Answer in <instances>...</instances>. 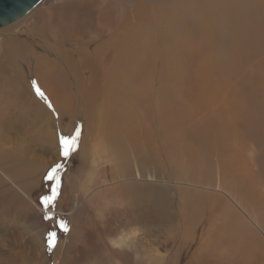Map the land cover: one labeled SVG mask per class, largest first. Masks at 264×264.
Segmentation results:
<instances>
[{
	"label": "rangeland",
	"instance_id": "1",
	"mask_svg": "<svg viewBox=\"0 0 264 264\" xmlns=\"http://www.w3.org/2000/svg\"><path fill=\"white\" fill-rule=\"evenodd\" d=\"M144 1L156 6L160 12L169 2L71 0L69 3V0H45L27 16L0 28V40L3 39L4 33L5 39L22 36L30 45L40 51L43 48V51L41 44L33 45L34 41L39 42L33 35L26 36L23 33L28 26L27 22L40 11L42 22L48 25L45 33L50 39L63 42L66 46H82L73 43L77 41L75 38L62 36L52 25L62 16L72 14L75 11L73 6L82 2L89 13L83 15L76 8L77 13L82 15L78 18L81 30L78 34L82 40H91L87 44H93V40L107 36L112 28L124 21L137 3ZM183 1L182 6L194 0ZM109 5L111 14L104 12ZM164 25L165 22H160L161 27ZM151 28L149 27V30ZM124 29L125 26L120 27V30ZM176 38L171 44H174V50H179L183 45V37L177 35ZM166 55L168 58L167 53L161 61H165ZM154 60L153 75H156L160 66L158 60ZM246 80V72L239 71L232 78L225 75L218 77L217 85L229 83L233 87H229L228 92L222 87L214 91L199 89L197 80L184 70L176 80L169 77L167 84L155 80L151 86L153 102L148 104L140 77L133 72L129 73L101 96L96 106L101 114V126L96 129L95 124L88 123L83 140L81 137L85 128L76 110L70 109L59 114L52 106L46 105L51 115L40 117L41 113L38 114L32 107H25L21 102L13 104L12 99H15L16 95L8 98L4 96L7 103H0V152L7 154L24 151L29 157L36 154L43 167L40 168L38 183L33 191V198L40 205L41 211L38 216L33 208L29 207L28 210V214L38 223V230L31 231L32 235L26 233L25 220L20 218L21 212L18 208L11 207L4 214H0V264H56L57 260L63 257L66 258L63 264H224L223 261L207 254L210 250L207 238L211 232L224 233L218 224L229 208L236 211L241 220L258 232L262 244L259 245L261 249L249 257V262L245 261L246 257L238 255L232 264H264V225L253 216L254 209L250 205L248 207L245 190L227 180L229 174L241 176L242 181L254 185L257 200L264 201V137L260 135L262 124L259 120L249 122L245 113L240 112L256 108L260 118L263 117L264 102L260 96L264 90L250 89L253 98L245 95L243 89L241 94L236 95L234 90L245 85ZM124 89H128L139 102L135 105V126L128 130L131 136L140 138L141 153L144 147L151 151V159H145L150 164L149 173H146L144 164L138 171V167L127 158L118 160L121 166L117 165L118 171L115 173L116 168L114 161L110 160V152H105L115 140L106 126L109 120L106 112L113 102L119 99L120 93L125 96ZM8 91L6 86H0V97ZM198 94H202V97L194 100V96ZM219 117L221 118L218 119ZM213 120L218 124L222 121L228 130V136L222 144L214 138L215 131L209 134L205 129L200 130ZM76 128H79L81 133L77 149L65 159L61 154L60 136L74 133ZM197 131L199 132L193 137L192 134ZM204 131L206 133H203ZM99 148L108 156L97 152ZM56 163L64 164L61 171V188L55 207L44 208L41 197L49 194L51 188V182L45 179V176ZM110 172L115 174L111 176ZM78 173L81 176H78ZM0 176L5 180L2 174ZM80 180L84 182V186ZM6 181L5 183L10 184ZM98 181L103 184L99 185ZM72 184L74 185L71 186ZM136 185L141 187L138 191L133 187ZM11 186L16 192L19 191V184ZM109 188L116 190L110 191L113 201L108 203L110 206L101 218L89 199L104 190L103 194L109 195ZM114 195L117 199H114ZM106 200L107 198L103 202ZM197 201H201L198 213L190 212L189 204ZM49 214L52 219L47 218ZM192 216H196L193 224L190 222ZM61 219L67 222L69 231L60 230ZM42 228L46 231L44 235ZM49 231H56L58 234L57 245L51 251L48 250L46 242ZM97 231L105 235V242H92L96 236L93 234ZM34 235L38 237L35 243L40 248L38 258L30 255L29 247L30 242L33 243L31 240ZM84 236L91 238L86 239ZM114 237L125 240L120 252L109 244V239ZM87 245H92L90 248L95 253L93 261L85 258L87 255L84 247ZM125 252L133 256L132 261Z\"/></svg>",
	"mask_w": 264,
	"mask_h": 264
},
{
	"label": "bare ground",
	"instance_id": "2",
	"mask_svg": "<svg viewBox=\"0 0 264 264\" xmlns=\"http://www.w3.org/2000/svg\"><path fill=\"white\" fill-rule=\"evenodd\" d=\"M182 4H184L183 0H169L160 12L156 6L146 4L145 1L139 2L127 14L124 21L112 28L107 36L93 40V44H87L91 40H82L81 35L78 34L81 31L78 18L82 15H79L77 10L79 9L83 15H88L89 12L84 8V3L79 2L73 6L75 11L72 14L64 15L56 24H52L62 36L75 38L77 41L73 43L82 45L78 47L66 46L63 42L50 39L45 33L48 25L42 22L41 12H37L30 22L26 21L28 26L23 33L26 36L33 35L39 41L38 43L34 41L33 45L41 44L44 47L43 51V48L41 51L37 50L22 36L5 39L6 33H4L3 39L0 40V86L9 88V91L0 97V103L1 101L7 103L6 98L16 95L15 99H12L13 104L21 102L25 107H32L37 110L38 114L41 113L40 117L42 115L50 117L51 113L45 107L49 103L59 114L74 109L85 128L81 137L83 140L88 123L95 124L96 129L101 126V114L96 108L101 96L132 72L143 82L148 104L153 102L151 86L154 85L155 80L167 84L169 77L176 80L184 70H187L194 80H197L199 89L214 91L222 87L228 92V89H233V87L229 83L222 86L217 85L218 77L225 75L232 78L239 71H244L247 74V80L245 85L234 90L236 95L241 94L243 89L245 95L253 98V93L249 92L250 89L264 90V0H194L186 5L182 6ZM108 7L104 9V12L111 14V5ZM160 22H165V25L161 27ZM124 26L125 29L120 30V27ZM149 27L152 28L149 30ZM177 35L183 37L181 40L183 45L179 50H174L172 48L174 44H171V41L177 39ZM62 40L64 41V38ZM167 53L168 58L166 55L165 61H161ZM155 58L158 60L160 71L153 75ZM36 87L45 93L47 101L37 95ZM124 92L125 96L123 97L120 93L119 99L113 102L106 112L109 119L106 126L109 128L110 136L115 140L105 152H110L109 156L112 157L110 160L114 161V168H116L115 173L118 171L117 165L121 166L118 160L122 161V158L131 160L138 167V171L144 164L146 173H149L150 164L145 159H151V151L144 147L141 153L140 138L131 136L128 130L135 126L134 118H137L135 105L139 102L128 89H124ZM194 97V100L200 99L202 94ZM260 97L264 102V93ZM240 112L245 113L249 122L259 120L262 124L260 135L264 137V115L260 118L256 108L240 110ZM220 122L218 124L216 120L210 121L200 130L205 129L209 134L215 131L214 138L222 144L228 136V130L223 122ZM199 131L193 133L192 136L195 137ZM121 134L125 135L121 136ZM49 149L52 151L51 148ZM3 152H0V174L5 177V180L0 176V214H4L11 207L18 208L21 212L20 218L25 220L26 233L32 235L30 232L33 230L37 232L38 223L35 222L33 216L28 214V210L29 207L33 208L38 216L41 211L40 205L33 198V191L38 183L40 168L43 166L36 154L29 157V154L24 151L7 154ZM97 152L108 156L101 148ZM115 173L110 172V175L113 176ZM6 179L10 184L5 183ZM241 179V176L231 174L227 176L230 184L245 190L248 207L250 205L254 209L253 216L264 225V201L257 200L254 192L256 189L251 182ZM81 182L84 186V182ZM15 183L20 185L18 192L11 186ZM97 183L103 184L100 181ZM133 187L136 191L141 188L138 185ZM112 189L116 190V188L107 190L110 192ZM104 191L91 196L93 199H89L90 203L97 208L101 218L113 201L111 192L109 195H104ZM115 197L114 195V199ZM105 198L107 200L103 202ZM200 204L201 201L189 204V211L198 213L197 210L201 208ZM225 212L226 215H222L223 220L221 218L222 221L218 224L224 233L215 231L209 234L207 239L210 250L207 254L223 261L224 264H232L238 255L246 257L245 261H248L249 257L261 249L259 246L262 245L259 241L261 237L247 222L239 218L236 211L229 208ZM195 221L196 216H192L191 224ZM42 229V235H44L46 231ZM93 235L96 236L92 242H105L103 239L105 235L102 232L97 231ZM84 238L89 239L91 236H84ZM35 239H38L37 235H34L31 240L33 243L30 242L29 249H31L30 255L38 258L40 248L35 243ZM124 241L123 238L114 237L109 239V244L120 252L124 247ZM90 246L92 245L84 247L87 255L85 258L93 261L95 253L92 252ZM23 247L26 248V246ZM125 253L132 261L133 256L129 252ZM65 259L64 257L59 258L56 264H63Z\"/></svg>",
	"mask_w": 264,
	"mask_h": 264
},
{
	"label": "snow or ice",
	"instance_id": "3",
	"mask_svg": "<svg viewBox=\"0 0 264 264\" xmlns=\"http://www.w3.org/2000/svg\"><path fill=\"white\" fill-rule=\"evenodd\" d=\"M36 93L42 99L47 101V97L45 93L41 91L39 87H36ZM49 107H51L50 103H49ZM80 134H81L80 129L76 128L74 133H69L60 136V145L62 149L61 154L65 159H67L73 152L76 151ZM63 167H64L63 163H56L49 169V171L45 176V179L51 182V188L49 194H46L41 197V202L44 208L50 209L55 207L56 200L61 188V171ZM47 218L52 219V215L49 214ZM59 228L63 232L69 231L68 224L63 219L59 221ZM57 240H58V234L56 231H49L47 233L46 242L49 251L53 250L56 247Z\"/></svg>",
	"mask_w": 264,
	"mask_h": 264
},
{
	"label": "water",
	"instance_id": "4",
	"mask_svg": "<svg viewBox=\"0 0 264 264\" xmlns=\"http://www.w3.org/2000/svg\"><path fill=\"white\" fill-rule=\"evenodd\" d=\"M44 0H0V28L26 16Z\"/></svg>",
	"mask_w": 264,
	"mask_h": 264
}]
</instances>
